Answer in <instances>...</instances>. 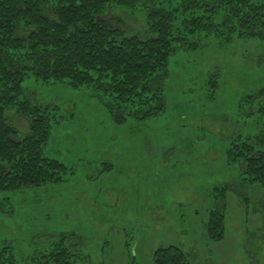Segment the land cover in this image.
<instances>
[{
  "label": "rangeland",
  "instance_id": "374dc122",
  "mask_svg": "<svg viewBox=\"0 0 264 264\" xmlns=\"http://www.w3.org/2000/svg\"><path fill=\"white\" fill-rule=\"evenodd\" d=\"M140 1L107 18L147 36ZM188 40L196 47L169 59L165 110L142 120L97 88L23 81L20 99L51 116L44 157L67 172L0 191V249L10 247L18 264H35L60 241L76 264H156L155 251L170 246L187 264H264V186L244 183L226 158L232 139L256 147L264 133V38ZM6 116L20 137L30 133L17 106ZM213 210L224 214L218 242L207 235Z\"/></svg>",
  "mask_w": 264,
  "mask_h": 264
},
{
  "label": "trees",
  "instance_id": "16d2710c",
  "mask_svg": "<svg viewBox=\"0 0 264 264\" xmlns=\"http://www.w3.org/2000/svg\"><path fill=\"white\" fill-rule=\"evenodd\" d=\"M135 2L141 1L0 0V191L60 182L67 172L64 164L43 154L51 116L20 99L28 77L97 88L142 120L165 110L169 59L177 49L196 47L189 37L264 38V0H145V37L127 35L107 18L110 9ZM14 106L30 121L24 137L8 123L6 111ZM256 147L232 139L227 163L240 168L244 183L264 186V133ZM226 189L220 188L221 197ZM207 235L212 242L223 239L221 210L210 213ZM153 259L156 264H187L183 251L173 246L156 250ZM0 264H18L10 247L0 249ZM35 264H76V256L60 241Z\"/></svg>",
  "mask_w": 264,
  "mask_h": 264
}]
</instances>
